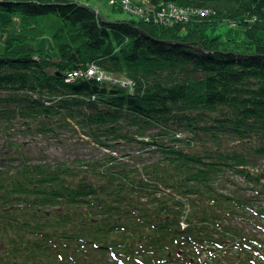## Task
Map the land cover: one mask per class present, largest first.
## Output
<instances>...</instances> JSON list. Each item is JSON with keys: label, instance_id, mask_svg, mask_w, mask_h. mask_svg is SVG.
Instances as JSON below:
<instances>
[{"label": "trees", "instance_id": "1", "mask_svg": "<svg viewBox=\"0 0 264 264\" xmlns=\"http://www.w3.org/2000/svg\"><path fill=\"white\" fill-rule=\"evenodd\" d=\"M95 1L0 0L59 20L56 57L32 45L43 30L0 23V264L250 263L261 242L234 222L264 218V0ZM64 134L81 138L67 159L23 140Z\"/></svg>", "mask_w": 264, "mask_h": 264}, {"label": "rangeland", "instance_id": "2", "mask_svg": "<svg viewBox=\"0 0 264 264\" xmlns=\"http://www.w3.org/2000/svg\"><path fill=\"white\" fill-rule=\"evenodd\" d=\"M95 1V0H93ZM109 0H98V1H95V5L97 6V8L103 12L104 11V6H110L112 5V3L109 1ZM106 9V11L109 9ZM122 16H128L127 14H123ZM111 17H116L115 15ZM7 19H13L20 27L22 28H27V27H36V28H39L41 30H43V35L41 37H39L38 39H36L32 45L35 46V47H38V48H44L46 50V52L51 55L52 57H56V52H55V49L53 47V44H52V41H51V36H52V33L54 32V30L56 29L57 25H58V19L56 18V16L54 15H40V16H25V15H22V14H19L18 12L17 13H9V12H5L3 10H0V23L6 21ZM224 29L226 30L227 34L229 35V37H236V38H245L246 39V34H245V29L244 27H241L239 25H230V26H226L224 27ZM259 34L260 36H262L264 38V30H261L259 31ZM113 79V78H111ZM75 139V140H74ZM81 138H78L77 136L74 137V135H68V134H64V136L62 137V141H59V143L56 142V140H45V139H41L40 137H37L36 138V143L35 142H29L31 141L29 137L23 139V140H28V144H27V147L29 148V143L31 144V151L34 155H39L42 156V155H46L47 157L49 158H58V159H67V158H71L73 157V155L75 154L74 152V148L73 147H70V150H64L62 148L63 145H66L68 143L71 144V142L73 143L74 141H76L77 143L76 144H79L80 143V140ZM2 140H0L1 142ZM38 146L39 148L41 147H44L46 146L47 149L44 150V154H37L36 151L34 150L35 149V146ZM129 146H126L125 147V150L127 152H131L133 153V149L135 148H128ZM91 148V145H87V147H85V149L82 148V151L87 153V154H93L92 153H89V149ZM81 150V147L79 148ZM92 150V149H91ZM94 152H98L97 149H93ZM29 153V152H28ZM137 155H139V157H142L143 156V153L142 152H136ZM140 153V154H138ZM250 170H256L255 168H248ZM230 179H233V180H236L238 181L239 183H246L242 177L238 174H232L229 176ZM261 182H264V179H261ZM229 189L232 188V185L231 184H228L227 185ZM223 192H226L223 191ZM248 195H253L254 194V190L252 189H249L246 191ZM258 198H262V200H258L256 201V203H253L255 206L256 205H259L261 208H264V195H258ZM258 206V207H259ZM256 218L253 220V219H250L249 221L250 222H254V224L250 223V222H245V224H242V223H238L237 221H235L234 223L238 226L239 229H241V227H243L242 230H244L245 232L247 233H251L253 234L252 237H255L256 239H258L261 244H259L262 252L264 251V230H259L257 229L255 226L256 223H259L260 225H264V218L260 217L259 215L255 216ZM246 221V220H245ZM212 251H208V250H204L203 253L200 255V258L203 260L205 259L206 257L205 256H209V255H213V257L215 258H218L217 260L220 261L223 259V255L222 253L220 252V250H214V247L211 246ZM216 249V248H215ZM233 254V258H229L228 261L226 260V262H223V263H228L229 262L231 264H237L236 263V259H235V255L237 254V252H235V248H233L232 250H230V253L228 254L229 255H232ZM250 254V253H249ZM255 254V253H254ZM242 257V256H241ZM263 257H264V254L263 253H256L255 255H253L252 257H250L249 261L250 263H247V264H263L264 261H263ZM214 263V261L212 262ZM215 264V263H214ZM245 264V263H243Z\"/></svg>", "mask_w": 264, "mask_h": 264}, {"label": "built area", "instance_id": "3", "mask_svg": "<svg viewBox=\"0 0 264 264\" xmlns=\"http://www.w3.org/2000/svg\"><path fill=\"white\" fill-rule=\"evenodd\" d=\"M109 1L112 3V5L119 3L121 7L123 8L124 12L130 13L133 15H135L138 12L143 13V7H145L147 4L146 0H109ZM192 12H195V11L189 10V9L177 8L173 5H168L167 8H164V10L160 13L159 16L161 19H163L164 16H167L168 20H170L171 18L184 19V18H187L188 15ZM80 74H81V71L71 72L67 75L65 80L68 82L74 77L79 76ZM86 74L89 76L95 75L97 80H101V79L114 80V79H111V77L107 76L106 74H104L102 71H100L97 67L93 65L87 69ZM122 84L126 85L125 82H122Z\"/></svg>", "mask_w": 264, "mask_h": 264}, {"label": "water", "instance_id": "4", "mask_svg": "<svg viewBox=\"0 0 264 264\" xmlns=\"http://www.w3.org/2000/svg\"><path fill=\"white\" fill-rule=\"evenodd\" d=\"M197 50H200V49H197Z\"/></svg>", "mask_w": 264, "mask_h": 264}]
</instances>
